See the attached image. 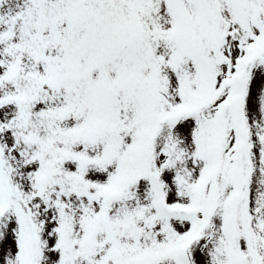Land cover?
<instances>
[{"label": "snow or ice", "instance_id": "snow-or-ice-1", "mask_svg": "<svg viewBox=\"0 0 264 264\" xmlns=\"http://www.w3.org/2000/svg\"><path fill=\"white\" fill-rule=\"evenodd\" d=\"M0 264H264V0H0Z\"/></svg>", "mask_w": 264, "mask_h": 264}]
</instances>
